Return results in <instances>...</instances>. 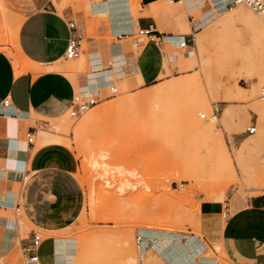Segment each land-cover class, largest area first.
I'll list each match as a JSON object with an SVG mask.
<instances>
[{
  "label": "rangeland",
  "instance_id": "obj_1",
  "mask_svg": "<svg viewBox=\"0 0 264 264\" xmlns=\"http://www.w3.org/2000/svg\"><path fill=\"white\" fill-rule=\"evenodd\" d=\"M147 4L175 6L167 0H132L133 16H142L139 10ZM176 7L185 18L181 39L159 48L136 31L122 41L137 57L149 48L159 77L143 84L141 75L132 73L115 79L117 95L108 89L81 118L68 113L42 122L41 144H64L79 163L73 175L80 187L74 195L83 203L79 218L75 204L68 203L59 212L61 230H37L44 238L78 241L79 255L70 264H148L137 246L141 231L179 236L182 243L198 238L207 246L199 218L202 202L230 203L241 194L246 203L264 196V17L240 4L192 35L191 26L202 14H190L183 4ZM7 10L0 4V50L13 47L12 24L21 20ZM185 37L194 41L179 48ZM102 39L118 43L110 33ZM80 58L82 64L84 55ZM88 66L73 70L84 73ZM236 86L244 99L223 101L227 88ZM253 126L256 135L248 132ZM10 216L24 228L20 212ZM220 249L208 245L203 255L229 264ZM23 258L18 250L11 262L24 264ZM41 259L54 261L52 252H41Z\"/></svg>",
  "mask_w": 264,
  "mask_h": 264
},
{
  "label": "crops",
  "instance_id": "obj_2",
  "mask_svg": "<svg viewBox=\"0 0 264 264\" xmlns=\"http://www.w3.org/2000/svg\"><path fill=\"white\" fill-rule=\"evenodd\" d=\"M95 1H0L2 8L8 9L14 19H21L12 24L13 47L0 50V264H13L11 260L18 250L24 257L28 255L37 230L48 234L61 230L59 212L64 205L75 204L79 214L77 219L82 212L83 203L74 195L80 188L73 178L79 167L76 155L64 144H41L42 122L66 117L78 89L83 94L95 92L94 95L101 98L113 84L116 85L115 79L124 80L131 73L136 77L141 75V84L159 77L161 70L153 67V54L149 48L143 56L137 57L122 41L138 30L150 28L164 39L160 44L150 41L159 48L181 39L185 18L176 7L178 4L185 5L190 14H202L191 26L192 35L203 30L211 17V14L205 17L203 8L195 9L192 0L174 2V7L142 5L138 14L142 13V16L138 19L132 13V0L119 7L109 6L110 0ZM189 19L194 22L193 18ZM73 24L75 28H72ZM109 33L118 43L107 44L102 39ZM71 38L81 39L82 64L89 65L84 73L73 70L82 65L81 58L66 60ZM107 57L112 62H108ZM6 99L10 100L7 108L3 106ZM29 133L35 136L34 144L28 143ZM243 200L239 194L230 203L202 202L199 211L202 239L207 246L221 245L220 250L229 264H264V196L250 198L246 203ZM14 211L20 212L24 228L19 220L10 216ZM158 234L140 232L147 243L141 258L148 264H173ZM42 238L38 252L40 263L43 264L41 252H52L54 261L45 264H58L55 238ZM180 239L182 244V237ZM194 239L196 248L193 252L198 248L204 252L195 256L190 264H201L207 246L198 238ZM152 241H155L153 246L149 243ZM206 264L219 263L209 258Z\"/></svg>",
  "mask_w": 264,
  "mask_h": 264
},
{
  "label": "bare ground",
  "instance_id": "obj_3",
  "mask_svg": "<svg viewBox=\"0 0 264 264\" xmlns=\"http://www.w3.org/2000/svg\"><path fill=\"white\" fill-rule=\"evenodd\" d=\"M126 1L127 0H110L109 6H110V4H113V5H117V7H119L120 5H123V4L127 3ZM181 2H182V0L180 2H178V3H181ZM190 2H191V0H190ZM230 2H231V0H192L191 4H192V6L195 9H199L200 7L203 8V12L205 14V17H208L211 14L210 19L208 20V22H206V26H204V28H206L211 23H214V22L218 21L219 19H221L223 16H225L227 14H231L233 12V9H229V7L227 8V4L230 3ZM170 3H174V2H170ZM188 5H190V4H188ZM238 5H240V4H238ZM208 6H210V7H208ZM113 11L115 12V10H113ZM109 13H110V11H109ZM254 13L256 15H258V16L264 17V12L263 13H256V12H254ZM115 14H117V13H115ZM123 14H125V13H122L121 15H123ZM127 14H129V13H127ZM107 15L108 14H105V16H107ZM123 16H125V15H123ZM114 20H116V19L114 18ZM205 21H206V19H205ZM123 24H124V22H123ZM202 24H204V23H202ZM200 26L202 28L203 25L200 24ZM128 31H130V30H128ZM177 46L178 47L180 46V42L177 44ZM90 54H92V53L90 52ZM93 56H92V58H93ZM78 59H75V60H78ZM115 60H116V58H115ZM114 64L116 66V65H118V62L117 63H114ZM114 68H116V67H114ZM127 75H125V77ZM245 76H246V78H247L248 81H252L253 80L250 75L249 76L245 75ZM126 78H128V77H126ZM226 87H227V85H226ZM228 88H227V92H226L225 97L222 99L223 101H234V100H242V99H244V93H243L244 91H243V89H241V88H239L237 86L234 87V88H229V89ZM94 93L95 92H87L84 95L93 96ZM261 99L264 100L262 97H261ZM131 101H129V102H131ZM216 120H217L216 117H213L212 121L215 122ZM142 234H144V233L142 232ZM157 236L159 238V241L161 242L162 247H164L166 249V253L168 254V259L169 260H172V263L173 264H190L191 261L194 260L195 256H197L200 253H203L204 252L203 249H200V248L196 249L197 251L193 252V249L196 248L195 239L194 238H191V239L187 240L185 243H182L181 244L180 243V240L181 239H180L179 236H175V235H164V234H158ZM146 245H147V243L143 241L142 244H141V246H138L139 249L141 248L140 249L141 257H142L143 253L145 252V250L147 248ZM79 248L80 247L78 245V241L75 240V239H73V238H69L68 237V238H59V239H57L56 240V256H57V262H58V264H70V263H72L73 260L78 255ZM208 261H209V258L202 257L201 264H206V262H208ZM134 262H136V260H134Z\"/></svg>",
  "mask_w": 264,
  "mask_h": 264
},
{
  "label": "built area",
  "instance_id": "obj_4",
  "mask_svg": "<svg viewBox=\"0 0 264 264\" xmlns=\"http://www.w3.org/2000/svg\"><path fill=\"white\" fill-rule=\"evenodd\" d=\"M168 2H180L181 0H167ZM238 4H244L251 8L256 13H263L264 12V0H231V2L227 5V7L232 8ZM72 28H75V24L72 25ZM136 34V33H135ZM137 35L139 37H144L149 39L156 44H160L164 41L163 37L158 34L155 29L150 28L148 30H138ZM127 37V36H126ZM81 39L79 38H71L69 40L67 49H66V60H75L80 58L81 52ZM194 41V39L184 38L180 42V48H187L188 44ZM111 93L116 96L118 93V88L116 85H112L110 88ZM261 96L264 99V90L261 92ZM99 96H87L82 93H78L74 96L71 108L69 110L70 116L73 119L81 118L85 113L89 112L92 108H94L99 103ZM10 100L6 99L3 102L4 107H9ZM205 115L201 116V119H205ZM250 135H255L257 133V127L253 126L248 129ZM28 143L34 144L35 143V136L29 133L27 135ZM144 241V237L140 234L137 235V246H141L142 242ZM43 243V238L41 235H35L32 241V245L30 249L27 251L28 255H25L24 264H41L40 259L38 256V252L41 248Z\"/></svg>",
  "mask_w": 264,
  "mask_h": 264
}]
</instances>
